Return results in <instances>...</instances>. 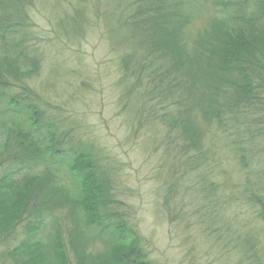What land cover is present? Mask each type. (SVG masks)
<instances>
[{"label":"trees","instance_id":"16d2710c","mask_svg":"<svg viewBox=\"0 0 264 264\" xmlns=\"http://www.w3.org/2000/svg\"><path fill=\"white\" fill-rule=\"evenodd\" d=\"M133 1H137V8L126 17L136 29L130 27L129 35L141 37L136 43L140 68L144 58L153 57L155 51L157 56L172 62H180L185 56L181 79L187 89L182 90L195 99L182 118L178 105L184 94L178 101L170 99L167 89L157 92L156 86H150L144 77L137 76L132 81L129 73L137 71L135 67L129 69L128 60L124 61L130 53L121 55L122 63L117 64V83L122 84V95L137 97L140 103L142 93L156 92L151 98L161 110L165 108L162 116L167 124L177 132L180 128L192 131L191 137L190 133L179 134L184 141L182 151L193 147L194 159L203 162L213 156L223 162L227 148L238 156L239 169H248L252 177H260L264 173V154L262 164L257 161L259 169L247 165L248 160L263 153L257 150L253 154L249 149L264 142L260 120L264 116V0H213L221 15L208 17L202 29L195 33L186 31L190 12L180 14L170 10L175 4L178 7L177 3L185 5L187 0ZM30 3L31 0H0V160L19 162L27 168L38 165V171L26 170L20 178L12 176L18 169L0 175V233L11 232L25 220L22 241L9 254L14 264H51L43 257L49 249V252L53 250L55 264H64L66 257L55 210L66 208L70 220L78 218L87 227L96 226L100 235L110 238L103 240L105 252L86 255L92 264H152L141 249L139 234L133 228L130 233L128 225L111 220L113 217L109 215V203L115 201L109 192L114 187V158L81 140L68 127L67 119L54 115L52 107H47L39 99V93L30 88L28 78L40 66L39 58L30 48L34 36L27 31ZM85 20V15L74 9L73 16L62 21L61 31L81 30ZM123 40L128 42L127 35ZM171 71L166 69L167 74ZM236 124L246 126L242 130ZM201 125L205 126V134H200ZM204 137L205 145L204 142L202 145ZM249 154L252 156L248 157ZM62 170H67L70 186L55 183L60 179L57 173ZM250 174L245 172L246 178L240 184L226 183L229 191L226 197L233 200L237 209L234 212L246 206L264 226V191L255 188V184L252 186ZM215 183L219 184L212 181ZM48 216H55L54 233L43 243L37 236ZM251 221L241 224L244 229L241 249L252 264H264L261 253L254 249L258 244L252 239Z\"/></svg>","mask_w":264,"mask_h":264},{"label":"rangeland","instance_id":"374dc122","mask_svg":"<svg viewBox=\"0 0 264 264\" xmlns=\"http://www.w3.org/2000/svg\"><path fill=\"white\" fill-rule=\"evenodd\" d=\"M132 1L31 0L27 31L34 36L30 48L39 58L40 66L38 72L28 78L30 88L39 93V99L45 101L47 107H52L54 115L67 119L68 127L81 140H87L94 148L114 158V187L109 192L115 201L109 203V215L113 217L111 220L128 225L130 233L133 228L139 234L141 249L152 264H252L247 255L244 257L240 243L244 234L241 224L248 219L252 220L249 224L252 239L258 244L254 249L264 260L261 219L246 206L234 212L237 209L233 200L226 197L229 193L226 183L240 184L246 178L245 172L250 174L248 169H239L238 156L226 148L223 162L213 156L203 162L194 159L193 147L181 150L184 141L180 135L186 136L192 131L180 128L177 132L167 124L162 116L165 108L161 110L151 98L156 92L142 93L140 103L137 97L122 95V84L117 83V64L122 63L121 55L128 53L131 56L124 61L128 60L129 69L135 67L137 71L129 73L132 81L135 82L137 76L144 77L150 86H156L157 92L167 89L172 96L170 99L178 101L184 94L182 89H187L181 79L185 56L180 62H172L157 56L158 51H155L153 57L144 58L140 68L141 64L137 63L141 59L140 50L136 43L141 37L129 35L130 27L136 29L127 20L137 8V1ZM187 1L185 5L177 3L178 7L175 4L170 10L180 14L190 12V21L186 24L188 33L200 31L208 17L221 15L213 0ZM74 9L85 15L82 29L63 33L62 21L73 16ZM126 35L128 42L123 40ZM143 52L142 48L141 54ZM166 69L172 70L171 73L167 74ZM194 99L184 94L179 101L182 118ZM123 106L126 107L123 109ZM260 120L264 126V116ZM236 125L242 130L246 126ZM186 126L191 128V124ZM231 126L235 133L234 124ZM199 130L200 134H205V126H199ZM203 142L205 145V137L202 145ZM257 150L263 153L248 160L247 167L253 170L259 169L258 160L262 164L264 142L255 143L249 149L253 154ZM15 169L18 170L12 176L20 178L26 170L38 171V165L27 168L19 162L0 160V175ZM66 171L57 173L60 179L56 184L70 186ZM252 175H249L252 186L255 184V188L264 191V173L258 178ZM55 213L66 257L64 264H92L87 254L105 252L103 240L110 241L108 235H100L96 226L87 227L78 218L70 220L66 208ZM54 218L48 216L37 236L43 243L54 233ZM24 222L9 233H0V264H14L9 253L22 241ZM43 257L55 264L53 250L47 249Z\"/></svg>","mask_w":264,"mask_h":264}]
</instances>
